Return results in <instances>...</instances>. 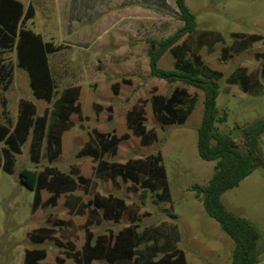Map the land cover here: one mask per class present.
<instances>
[{
    "label": "rangeland",
    "instance_id": "374dc122",
    "mask_svg": "<svg viewBox=\"0 0 264 264\" xmlns=\"http://www.w3.org/2000/svg\"><path fill=\"white\" fill-rule=\"evenodd\" d=\"M30 1L36 6L37 16L35 21L28 20L27 25L40 32L45 40L65 46L49 55L57 96L67 86L80 85L82 117L72 114L75 124L64 132L63 152L53 161L48 160L45 147L40 161L32 160L31 135L22 152L16 155L13 173L0 165V264H25L29 249L45 250L43 262L58 264L56 257L61 255L66 259L65 264H75L73 258L66 256L67 247L61 243L72 241L77 249H82L85 243L83 225L89 210L83 215L72 213L65 194L56 205H51L47 203L51 193L43 189V202L33 209L35 191L22 184L20 171L43 170L46 166H55L74 177L78 174L91 177L89 192L81 185L75 191L84 202L93 201L97 194H114L125 199L127 206L120 219L102 218L91 226L96 234L117 233L133 221L139 224L140 231L159 226L164 232L172 231L179 236L175 246L184 250L188 264H232L234 240L208 213L195 189L197 185L206 187L210 183L217 163L202 158L198 149L205 92L151 73L152 43L167 38L184 24L176 0ZM186 3L196 15L197 26L194 33L181 38L178 44L186 43L211 68L224 72L216 106L218 114H226L227 118L217 121L216 126L239 137L242 126L264 118V0H186ZM68 23L71 31L49 26L66 27ZM251 36L259 38L247 49L225 54V47ZM3 60L13 67V79L7 86V80L0 85V122L11 125L16 122L22 98L34 101L38 114H43L46 108L51 111L55 99L48 102L34 95L28 71L18 65L15 47L4 52ZM159 66L174 68L175 56L171 50L162 55ZM240 67H246L250 76L247 91L240 83L227 80ZM176 87H186L191 95L197 96L195 108L186 122L163 125L154 110V97L170 96ZM138 115L147 130L157 133L156 140L149 145H144L128 126ZM94 129L118 136L128 133V138L119 143L117 155L106 154L110 161L125 163L160 155L159 164L166 172L171 200H160L149 191L144 201L142 188L136 190L133 180L119 177L118 186L111 180L97 178L94 169L98 161L80 154L94 138ZM261 142L264 150V135ZM3 145L0 142V150ZM222 202L229 211L254 222L264 242V166L224 192ZM99 211L102 217L104 209ZM69 219L71 225L60 222ZM32 233L48 234L52 238L39 242ZM164 241L161 236L160 243ZM145 245L139 248L144 249ZM93 264L110 263L98 259ZM255 264H264V252Z\"/></svg>",
    "mask_w": 264,
    "mask_h": 264
},
{
    "label": "trees",
    "instance_id": "16d2710c",
    "mask_svg": "<svg viewBox=\"0 0 264 264\" xmlns=\"http://www.w3.org/2000/svg\"><path fill=\"white\" fill-rule=\"evenodd\" d=\"M176 3L184 24L167 38L152 43L149 50L151 73L168 82L182 81L204 90L205 108L198 128V149L202 158L216 160L217 163L210 183L206 187L197 185L195 189L208 213L220 222L234 240L232 264H255L264 252L261 230L251 220L226 209L222 195L239 185L256 168L264 166L261 142L264 135V118L242 126V134L239 137L217 128L216 122L227 118L226 114H218L216 106L219 81L224 72L211 68L202 55L194 50L190 51L186 43L178 44L181 38L195 32L197 21L186 0H176ZM35 14L36 9L32 3L26 8L21 0H0V85L7 80V86L13 79V67L5 63L3 54L15 47L18 65L28 71L34 95L48 102L55 99L51 111L46 108L43 114H38L36 103L22 98L16 122L13 125L0 122V142H4L0 150V165L9 173L14 172L16 155L22 152L24 143L31 135L33 161H40L43 147L49 161L58 158L63 152V134L75 124L71 119L72 114L78 113L82 117L80 85L67 86L57 96V85L49 55L65 46L45 40L40 32L27 25L28 20L33 19ZM257 38L259 37L251 36L237 40L224 48L225 54L230 50L241 52ZM168 50L175 56V66L172 69L159 66L160 58ZM189 52L191 55L188 56ZM262 73L264 76V66ZM227 80L232 84L240 83L245 91L249 88L250 76L246 67L238 68ZM196 101L197 96L191 95L186 87H176L170 96L155 95L153 105L162 124L170 125L186 122L195 108ZM128 126L141 137L144 145L151 144L157 138L156 132L147 130L140 115L133 117ZM127 136L128 133L118 136L94 129V138L80 154L91 156L98 161L94 169L97 178L111 180L118 186L119 177L124 181L133 180L136 190L142 188L144 201L149 191L156 193L160 200L170 201V186L166 172L159 164L160 155H150L145 160L130 159L125 163L105 158L108 153L117 155L119 143L128 138ZM20 181L35 191L34 210L43 202V189L51 193L47 200L51 205H56L58 199L65 194L66 203L72 213L83 215L89 210L83 225L86 240L82 249H77L72 241L61 243L67 247L66 256L73 258L75 264H92L95 259H105L110 264H188L184 250L175 246L179 236L172 231L164 232L159 226H148L140 231L139 224L133 221L118 233L100 235L94 241V232L90 226L101 222L102 218L120 219L127 205L124 198L114 194H97L93 201L84 202L83 197L75 191L80 185L84 186L86 192L90 191L92 179L89 176L78 174L74 177L55 166H46L43 170L23 168L20 171ZM101 208L104 209L102 217L99 216ZM60 222L72 224L70 219ZM32 236L39 242L52 238L51 235L41 233H32ZM161 236L165 238L164 243H160ZM150 241L153 242L149 243ZM143 243L146 245L144 249H140ZM159 253L163 254L157 257ZM45 257V250L29 249L26 251L25 264H50L42 261ZM56 260L58 264L66 263L65 257L61 255H58Z\"/></svg>",
    "mask_w": 264,
    "mask_h": 264
},
{
    "label": "crops",
    "instance_id": "0c3cea01",
    "mask_svg": "<svg viewBox=\"0 0 264 264\" xmlns=\"http://www.w3.org/2000/svg\"><path fill=\"white\" fill-rule=\"evenodd\" d=\"M23 3H24V5H25V7L27 8L28 6H29V4L30 3H32L34 6H35V4L32 2V1H26V0H21ZM35 9H36V6H35ZM36 16H37V14H35V16H34V18H33V20L35 21V18H36ZM56 24H49V26H51L53 29H59L60 31H71V24L70 23H68V25L66 26V27H63V25H61L60 24V26H59V28H57L56 26H55ZM30 27V26H29ZM30 28H32V27H30ZM33 30H35L34 28H32ZM36 31V30H35ZM97 223V222H96ZM100 223V222H99ZM93 225V224H92ZM91 225V226H92ZM91 226H90V228H91ZM92 230V229H91ZM121 230V229H120ZM119 230V231H120ZM93 231V230H92ZM118 231V232H119ZM94 232V231H93ZM112 231H110L108 234L107 233H100V234H96L95 232H94V241H95V239L98 237V236H100V235H107V236H109L110 235V233H111ZM117 232V233H118ZM95 260H98V259H95ZM94 260V261H95ZM105 260V259H104ZM93 261V262H94ZM107 261V260H106ZM93 264V263H92Z\"/></svg>",
    "mask_w": 264,
    "mask_h": 264
}]
</instances>
